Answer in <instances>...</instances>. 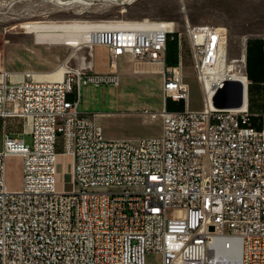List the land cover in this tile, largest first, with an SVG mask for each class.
Here are the masks:
<instances>
[{
	"label": "built area",
	"instance_id": "obj_1",
	"mask_svg": "<svg viewBox=\"0 0 264 264\" xmlns=\"http://www.w3.org/2000/svg\"><path fill=\"white\" fill-rule=\"evenodd\" d=\"M72 22L88 29L60 40L70 53L59 79L29 70L11 78L0 67V264H144L146 253L159 264H264V126L249 122L241 67L244 102L214 108L210 100L233 80L222 75L236 61L227 56L225 28L185 22L180 32L148 18ZM171 34L174 65L164 60ZM183 39L202 93L198 110L187 107ZM93 46L106 50L104 72L93 71ZM83 48L88 59L75 55ZM119 57L133 61V72L161 75V106L137 112L159 120L155 136L108 138L96 121L103 113L76 110L81 85H118ZM164 98L183 109L166 110ZM9 119L20 121L29 144L6 129ZM12 156L16 187L6 180Z\"/></svg>",
	"mask_w": 264,
	"mask_h": 264
},
{
	"label": "rangeland",
	"instance_id": "obj_2",
	"mask_svg": "<svg viewBox=\"0 0 264 264\" xmlns=\"http://www.w3.org/2000/svg\"><path fill=\"white\" fill-rule=\"evenodd\" d=\"M64 1L0 0V67L9 72L11 78H16L24 70H30L36 78L47 79L43 75L49 74L50 76H47L50 77L49 79H57V75L52 76V74L58 73L59 64L70 53V50L58 39L37 41L34 33L26 32L23 27L29 22L71 24L66 22L104 19L136 21L148 18L156 21H172L174 28L180 32L185 22L220 25L226 30L227 56L236 60L233 63L236 68L241 67L242 41L248 36H264V0ZM91 54L94 68L105 66L104 71H106L105 48L93 46ZM179 54L182 81L187 87V107L200 109L202 93L194 76L185 39L182 40ZM75 55L86 57L87 49L83 48ZM122 62L116 67L119 78L117 86L110 84L80 86V98L76 110L85 114L103 113L96 120L102 128L103 135L108 138L155 135L158 131V120L144 117L137 113V110L141 108L155 110L162 103L161 75L158 72H133L132 60L124 57ZM70 63L74 64L75 60L71 58ZM38 73L44 78L37 77ZM5 126L6 129L14 132L12 136L23 139L27 144L30 143V136L20 132V121L6 120ZM53 150L55 153L62 151L59 136L55 138ZM59 175L60 182L57 188H60L61 181L65 180L62 173ZM6 180L10 187L18 185L17 157L7 159ZM180 214L181 211L168 213L169 216ZM144 264H159V255L146 253Z\"/></svg>",
	"mask_w": 264,
	"mask_h": 264
},
{
	"label": "crops",
	"instance_id": "obj_3",
	"mask_svg": "<svg viewBox=\"0 0 264 264\" xmlns=\"http://www.w3.org/2000/svg\"><path fill=\"white\" fill-rule=\"evenodd\" d=\"M123 60L124 57H119L117 59V65L123 63ZM240 62L242 72L246 78L245 106L248 113L249 122L255 128L260 129L264 126V36H248L242 41L240 48ZM92 68L95 72H104L105 70V66L94 68L93 62ZM163 103L166 110L168 111H180L184 107V103L182 101H171L168 98H166L165 101L163 100ZM161 104L158 106V108L161 106ZM141 109L137 110V112ZM159 132L160 122L158 120L157 134H159ZM11 134L13 135L14 132Z\"/></svg>",
	"mask_w": 264,
	"mask_h": 264
},
{
	"label": "bare ground",
	"instance_id": "obj_4",
	"mask_svg": "<svg viewBox=\"0 0 264 264\" xmlns=\"http://www.w3.org/2000/svg\"><path fill=\"white\" fill-rule=\"evenodd\" d=\"M71 1H75V0H71ZM76 1L80 2L79 0H76ZM64 2H67V1L65 0ZM23 27L25 28L26 32H33L35 35V39L37 41H43V40L51 41L54 39L62 40L63 37L68 36V35L81 36V33H83V31H86L88 29L87 26L81 25L79 23L45 24V23H41V22H29V23H25L23 25ZM218 68H220V66H218ZM57 69H59L58 70L59 74L55 73V74H52V76L57 75V77H58L57 79H59V77H60L59 66ZM223 70H224V72L222 73V75L224 77L227 76L228 78L233 79V80H237L242 84L244 83V78H243L242 74L237 70V68L234 64H232V63L225 64ZM143 72H145V71H143ZM146 72H155V71H146ZM40 75H41L40 73L36 74L37 77H40ZM43 76L47 79L50 78V77H47V76H50L49 74H44ZM42 77H40V78H42ZM9 158H13V156L8 157V159Z\"/></svg>",
	"mask_w": 264,
	"mask_h": 264
},
{
	"label": "water",
	"instance_id": "obj_5",
	"mask_svg": "<svg viewBox=\"0 0 264 264\" xmlns=\"http://www.w3.org/2000/svg\"><path fill=\"white\" fill-rule=\"evenodd\" d=\"M144 69H151L152 65L144 64L142 65ZM232 89V97L226 98L225 91L227 88ZM211 105L214 108H237L244 102V97L242 95L241 84L237 80H224L222 86L216 88L211 96Z\"/></svg>",
	"mask_w": 264,
	"mask_h": 264
},
{
	"label": "trees",
	"instance_id": "obj_6",
	"mask_svg": "<svg viewBox=\"0 0 264 264\" xmlns=\"http://www.w3.org/2000/svg\"><path fill=\"white\" fill-rule=\"evenodd\" d=\"M175 56H176L175 36L174 34H171L170 36L166 38V41H165V57H164L165 63L168 65H174L176 63ZM165 100L166 98H164V101Z\"/></svg>",
	"mask_w": 264,
	"mask_h": 264
}]
</instances>
